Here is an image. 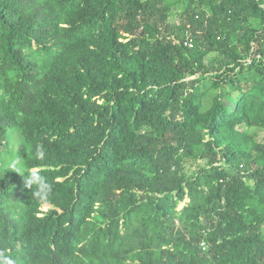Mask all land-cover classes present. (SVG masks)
<instances>
[{
	"label": "trees",
	"instance_id": "obj_1",
	"mask_svg": "<svg viewBox=\"0 0 264 264\" xmlns=\"http://www.w3.org/2000/svg\"><path fill=\"white\" fill-rule=\"evenodd\" d=\"M263 226L264 0H0V264H264Z\"/></svg>",
	"mask_w": 264,
	"mask_h": 264
},
{
	"label": "rangeland",
	"instance_id": "obj_2",
	"mask_svg": "<svg viewBox=\"0 0 264 264\" xmlns=\"http://www.w3.org/2000/svg\"><path fill=\"white\" fill-rule=\"evenodd\" d=\"M173 21H174V22H177V21H178V14H177V13H174V14L171 15V18L169 19V22H170V23H173ZM206 63H207L209 66H212V65L214 64L211 55H209V56L207 57V59H206ZM210 100H211V94L208 93V95H207V96L204 98V100H203V104L205 105V107H209V106H210ZM261 137H262V135H260V138H261ZM195 168H196L195 166H192L191 169H190V168H186V170L188 171V170L190 169L191 171H194ZM182 205H183V203L180 204V205L178 206V209H180V208L182 207ZM43 209H44V210H47V209H49V208H47V206H43ZM262 232L264 233V226H263V228H262Z\"/></svg>",
	"mask_w": 264,
	"mask_h": 264
},
{
	"label": "built area",
	"instance_id": "obj_3",
	"mask_svg": "<svg viewBox=\"0 0 264 264\" xmlns=\"http://www.w3.org/2000/svg\"><path fill=\"white\" fill-rule=\"evenodd\" d=\"M183 46L186 48L191 49L192 48V41L188 39V37L183 41ZM201 246H204V244H201Z\"/></svg>",
	"mask_w": 264,
	"mask_h": 264
},
{
	"label": "clouds",
	"instance_id": "obj_4",
	"mask_svg": "<svg viewBox=\"0 0 264 264\" xmlns=\"http://www.w3.org/2000/svg\"><path fill=\"white\" fill-rule=\"evenodd\" d=\"M8 264H14V262L13 261H9Z\"/></svg>",
	"mask_w": 264,
	"mask_h": 264
}]
</instances>
